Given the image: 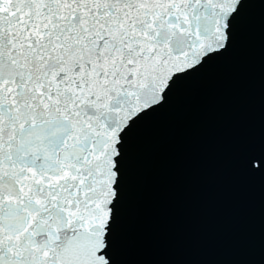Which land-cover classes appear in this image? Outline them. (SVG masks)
<instances>
[{"label":"snow or ice","instance_id":"1","mask_svg":"<svg viewBox=\"0 0 264 264\" xmlns=\"http://www.w3.org/2000/svg\"><path fill=\"white\" fill-rule=\"evenodd\" d=\"M249 2L0 0V264H112L127 137Z\"/></svg>","mask_w":264,"mask_h":264},{"label":"water","instance_id":"2","mask_svg":"<svg viewBox=\"0 0 264 264\" xmlns=\"http://www.w3.org/2000/svg\"><path fill=\"white\" fill-rule=\"evenodd\" d=\"M228 50L183 78L126 139L112 264H185L198 181Z\"/></svg>","mask_w":264,"mask_h":264}]
</instances>
